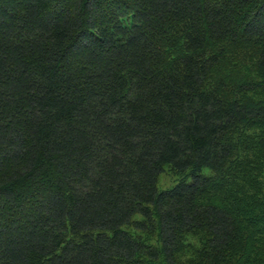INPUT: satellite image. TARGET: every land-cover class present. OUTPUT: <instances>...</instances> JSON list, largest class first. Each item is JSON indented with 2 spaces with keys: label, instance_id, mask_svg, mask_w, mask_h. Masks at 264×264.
<instances>
[{
  "label": "trees",
  "instance_id": "trees-1",
  "mask_svg": "<svg viewBox=\"0 0 264 264\" xmlns=\"http://www.w3.org/2000/svg\"><path fill=\"white\" fill-rule=\"evenodd\" d=\"M0 264H264V0H0Z\"/></svg>",
  "mask_w": 264,
  "mask_h": 264
},
{
  "label": "rangeland",
  "instance_id": "rangeland-1",
  "mask_svg": "<svg viewBox=\"0 0 264 264\" xmlns=\"http://www.w3.org/2000/svg\"><path fill=\"white\" fill-rule=\"evenodd\" d=\"M204 173L212 174L209 169H204ZM180 178L181 176L179 174L175 173L170 168H166V170L160 175L159 186L161 189L170 188L174 186ZM189 240L193 243H197L194 238H190Z\"/></svg>",
  "mask_w": 264,
  "mask_h": 264
}]
</instances>
